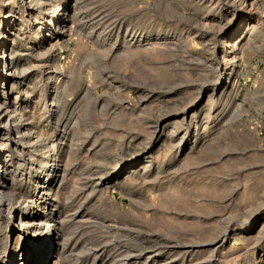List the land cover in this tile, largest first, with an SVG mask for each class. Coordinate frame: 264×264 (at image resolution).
<instances>
[{
    "label": "rangeland",
    "instance_id": "obj_1",
    "mask_svg": "<svg viewBox=\"0 0 264 264\" xmlns=\"http://www.w3.org/2000/svg\"><path fill=\"white\" fill-rule=\"evenodd\" d=\"M221 1L48 0L50 13L67 17L64 31L52 48L31 43L23 63L50 71L45 82L55 70L59 92L80 81L66 94L69 109L78 105L71 121H78L79 132L67 133L69 153H62V172L50 177L45 193L35 189L43 170L16 163L10 168L16 176V207L22 200L30 205L33 221L51 215L39 226L35 244L58 232L46 264H255L249 254L264 242V217L241 232L254 212L235 192L264 178V0ZM238 16L250 23L239 46L236 78L229 83L235 107L230 105L228 119L209 128L191 150L185 149L180 129L152 148L149 154L159 152L155 160L142 157L102 181L145 145L142 139L130 141L141 124L138 115L174 117L220 80L231 56L223 57L227 38L220 32ZM36 26L41 24L25 26L29 38ZM51 121L32 122L33 131L48 133L46 142L59 136ZM209 186L216 192L207 191ZM6 211L10 215L0 212V264H19L26 255L12 231L18 217L9 221ZM226 228L222 246L194 247V254L178 246L200 245L205 241L200 231Z\"/></svg>",
    "mask_w": 264,
    "mask_h": 264
},
{
    "label": "bare ground",
    "instance_id": "obj_2",
    "mask_svg": "<svg viewBox=\"0 0 264 264\" xmlns=\"http://www.w3.org/2000/svg\"><path fill=\"white\" fill-rule=\"evenodd\" d=\"M48 5V0H0V29L2 27L5 34H1L0 32V212L2 210H8L10 215L7 211L6 213L9 215V221L18 217V222H15L16 228H12V231L16 233L21 251L26 255L25 259L18 262L19 264H27V261L24 263L26 258H30L28 264L48 263L51 256V248L57 239L56 236L58 232L52 234L53 231H50L43 235L41 239L38 238L39 240L35 244L37 237H39V226L46 225L51 215L45 213L44 217H41L38 221H33V210L28 207L30 205L24 204L22 200L21 203H18V207H16V195L18 191L14 189L16 176L15 170H11V166H13V163H16L18 167L26 164L27 166L30 165L28 169L33 168L34 172L36 169L43 170L44 175L42 178L39 175L36 176H39L41 179L40 182H36L37 186L35 185V189H38L41 193L42 191L45 193V191L51 187L52 180L50 177L53 176V178H56L58 173L60 171L62 172L63 157L61 156L62 153L65 152L64 144L67 133L69 131H71L69 133L72 134L79 132V127L77 125L78 121H71L72 117H75L73 111L78 105L73 104L69 109L68 105L71 99L67 98L69 95L66 94L73 92V89L78 87L80 81H76L75 84L66 87L63 91L66 90L67 92L61 91V93L59 92L61 87L58 90L55 70L51 71L54 72V74L48 78V82H45V76L50 71L46 72L43 65L29 66L23 63L28 57L25 51L29 49L31 43L38 45L39 49H41L40 45L46 42L49 48H52L56 44L54 43L55 40L59 39L58 37L64 31L63 27L65 26L64 24L67 21V17L62 14L60 15L57 11L53 12L54 9L52 10L53 13H50L51 10H49ZM18 14L19 17H16ZM25 16L28 18L25 19ZM46 18H48V20H45ZM29 23H32V25L37 23L41 24L39 27L36 26L37 29L35 34L37 33L38 35L34 34L32 38H29L24 30L25 26H28ZM249 23L250 21L247 20V17L240 19L238 16L236 19L233 18L230 26H227L220 32L222 37L227 38V43L225 45L226 51H223V53H225L223 57H227L228 54L231 56L228 58V65H226L225 70L221 74L220 80L214 84L210 92H200L197 99L183 107L181 112L173 113L175 114L174 117H166L165 114H159V112L155 113L156 110L154 111L155 114H149V112L138 115L141 116L140 118L142 119L139 126L140 128L137 127L139 130L134 131V136H131L130 141L134 143L135 140L142 139L140 141H143L141 143L145 145L142 147L140 146L141 148L135 146L136 148H133L134 152L130 154L131 159L121 163L120 166L116 165V170L114 172L109 171L110 173H108L107 176L103 175L102 181H107L116 177L121 171L135 164L136 161L142 160V157L145 158L143 161H146V157H149V159L154 158L155 160L159 152L156 155L149 154L152 148L155 147L159 141L164 142L174 135H177L180 129L184 130L182 137L185 149L191 150L193 145L200 140L201 136H203L209 128H213L220 120H224V118L225 120L228 119L226 115L230 113V105H232V108L233 105L235 107L234 95L232 90H230L229 83L232 78H236L237 73L235 65H237L240 54L242 53V47L239 49V46H241L240 44L246 36V29ZM9 27H11V29H9ZM195 35L199 36L198 34ZM221 57L222 55L218 58ZM50 84H52L54 91H50L49 93ZM68 90L70 92H68ZM49 94L52 97L50 96L51 99H49L50 101H48V103L45 98L46 95ZM147 100H141V103L144 104ZM217 102L218 105L214 107ZM50 106H52V108H50ZM147 106L145 108L149 109L150 105L147 104ZM143 111V109L140 110V112ZM33 119L37 120L39 125H47L52 120L54 125L53 131L56 133V136L59 134L58 138L50 137L47 142L44 141V137L48 133L46 134V132H43L41 129L33 131ZM70 123H75V126L71 128ZM200 125H202L201 129L199 128ZM28 146L30 148H28ZM11 147L14 148V150L11 149ZM48 150H51L52 158H48L49 156L47 155L49 152L46 153ZM49 159L51 160L47 161ZM256 181V184H248L243 186L241 191L235 192V194L243 200H241L242 203L247 202L250 206H253L251 213L254 212L253 214L250 213V216H252L251 219H249L250 217L247 218L246 224L240 226L241 232L249 231L262 219V217H264V178H260ZM209 187H211V189H209ZM209 187L206 189L207 191L216 192L215 186ZM24 201L26 203V200ZM33 202L34 201H32V203ZM259 206L262 207L258 208ZM262 224L263 232L260 233V236L264 235V223ZM219 225L221 226V224ZM200 232L205 240L202 241V245H196L194 242L195 245L186 244L187 246H181L182 243L178 245L179 248L189 249L182 250L187 254L189 251L193 252L194 247L203 248L207 245L222 246L228 237L227 228L224 232L222 231L219 233L215 230L214 232H207L205 230ZM243 238L245 239L246 236H243ZM256 238L257 237L254 239ZM249 246L251 245L249 244ZM258 246V250L253 248L254 250H251L252 252L249 255L253 257L255 264H264V242H259ZM47 248L48 250H46ZM11 263L12 262H9L8 264Z\"/></svg>",
    "mask_w": 264,
    "mask_h": 264
}]
</instances>
